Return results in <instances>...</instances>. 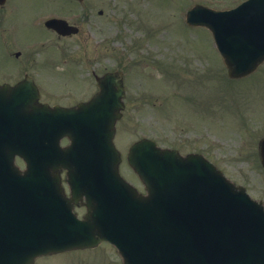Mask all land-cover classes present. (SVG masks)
Returning a JSON list of instances; mask_svg holds the SVG:
<instances>
[{
  "label": "water",
  "instance_id": "obj_1",
  "mask_svg": "<svg viewBox=\"0 0 264 264\" xmlns=\"http://www.w3.org/2000/svg\"><path fill=\"white\" fill-rule=\"evenodd\" d=\"M186 22L212 31L230 77L264 60V0L225 12L194 6ZM46 26L59 30L56 21ZM121 96L111 75L88 103L69 109L37 105L29 79L0 87V264H32L104 241L123 264H264L262 207L201 156L182 157L143 139L127 162L146 195L124 182L112 143ZM63 137L70 144L61 148ZM261 159L264 166V140ZM81 200L86 214L78 219L73 206Z\"/></svg>",
  "mask_w": 264,
  "mask_h": 264
},
{
  "label": "rangeland",
  "instance_id": "obj_2",
  "mask_svg": "<svg viewBox=\"0 0 264 264\" xmlns=\"http://www.w3.org/2000/svg\"><path fill=\"white\" fill-rule=\"evenodd\" d=\"M15 1V8L11 0L0 9V18L13 14L7 23H16L15 30L2 27L0 84L29 75L41 102L70 106L95 93L94 74L119 71L125 108L114 143L120 173L132 186L144 193L126 163L127 150L148 138L181 154L203 155L264 203V170L256 152L264 135V63L243 80L230 81L210 33L184 22L194 4L226 9L243 0ZM33 17L79 18L82 31L59 40L38 28ZM16 51L21 53L17 59ZM34 264H121V258L101 244L40 257Z\"/></svg>",
  "mask_w": 264,
  "mask_h": 264
},
{
  "label": "flooded vegetation",
  "instance_id": "obj_3",
  "mask_svg": "<svg viewBox=\"0 0 264 264\" xmlns=\"http://www.w3.org/2000/svg\"><path fill=\"white\" fill-rule=\"evenodd\" d=\"M9 18H0V24L4 25Z\"/></svg>",
  "mask_w": 264,
  "mask_h": 264
}]
</instances>
